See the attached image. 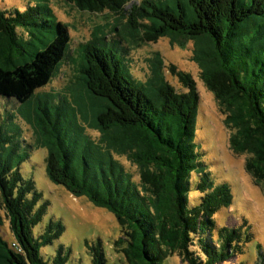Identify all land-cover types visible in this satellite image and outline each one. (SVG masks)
Here are the masks:
<instances>
[{
	"label": "trees",
	"instance_id": "obj_1",
	"mask_svg": "<svg viewBox=\"0 0 264 264\" xmlns=\"http://www.w3.org/2000/svg\"><path fill=\"white\" fill-rule=\"evenodd\" d=\"M67 1L82 10L124 14L133 0ZM147 3L133 5L130 35L143 27L142 41L177 35L206 44L195 53L202 78L235 128L232 149L248 154L246 170L264 190V0ZM137 8L145 19L140 26ZM17 13L10 16L0 7V37L10 45L19 44V22L27 23L25 14ZM52 24L54 34L21 64L9 66L15 59L11 48L0 53V96L30 103L36 90L55 76L71 36L61 21ZM79 53L85 105L92 107L86 119L103 135L93 140L66 99L55 102L51 95L40 96L49 177L116 214L122 234L115 247L124 253V264H164L175 254L188 264H219L243 253L244 242L252 239L250 225L245 232L224 226L217 230L219 241H213L215 217L232 204L234 194L228 183L213 180L199 157L195 135L200 93L193 75L171 65L184 91L166 80L159 66L146 81L140 80L128 69L122 41L106 35L82 43ZM14 137L0 124V230L7 221L13 237L0 231V264H67L70 249L63 244L51 261L42 255V247L54 244L66 227L52 219L36 234L50 203L42 202L35 180L23 175L20 166L28 154L14 156ZM133 151L141 165L139 181L114 155ZM193 183L202 196L192 205ZM87 245L93 264H107L101 240Z\"/></svg>",
	"mask_w": 264,
	"mask_h": 264
},
{
	"label": "rangeland",
	"instance_id": "obj_2",
	"mask_svg": "<svg viewBox=\"0 0 264 264\" xmlns=\"http://www.w3.org/2000/svg\"><path fill=\"white\" fill-rule=\"evenodd\" d=\"M146 1L150 0H133L126 6L124 14H117L109 10L97 12L82 10L67 0H0V7L10 16H17L19 10L25 14L27 22L23 23V20L19 22L17 28L19 44L10 45L4 37H0V53L11 48L15 55L14 64L9 66L15 67L26 61L38 45L54 34L53 21L65 24L71 36L67 55L57 73L47 85L36 90L30 103L24 104L15 98L0 96V124L4 125L5 131L15 136L13 146L18 150L14 156L17 157L19 153L28 154L20 166L22 173L25 177L35 180L37 188L43 193L42 202L50 203L43 221L35 229L36 234H39L52 219L60 220L66 227L65 232L54 244L42 247V255L47 261H51L57 248L63 244L70 249L67 264H93V256L87 241L94 243L101 240L107 264L125 263L124 253L115 247V241L122 234L116 214L96 205L87 195H75L64 184L57 183L49 177L46 162L49 148L43 142L46 129L40 121L38 110L40 101L42 108L45 109L43 97L39 98L40 96L51 95L55 102L66 99V103L74 107L77 122L85 127L93 140H101L103 130L99 127L92 128L86 119L92 107L85 105L87 104L85 86L81 80L77 60L82 43L106 35V39L122 41L128 69L140 80L146 81L153 69L159 66L165 79L176 89L184 91L185 87L171 65L175 64L178 70L193 75L200 93L195 135L199 157L211 170L213 180L216 183H228L234 194L232 204L222 208L220 214L215 217L213 241L215 243L219 241L217 230L224 226L239 227L245 232V226L250 225L252 232V239L243 244V253L234 254L219 264H264V257L261 254L264 252L263 186L257 184L246 170L245 161L248 154L236 153L231 147L230 136L235 128L227 123L228 113L222 110L215 94L205 84L202 66L195 56L196 49L202 44L195 38L177 35L162 36L156 41H142L140 36L145 30L143 27L132 37L129 22L132 16L131 9L133 5L138 7L148 5L145 4ZM138 10L137 8L135 16L139 19L140 26L145 23V19L138 14ZM38 137L41 138L40 142ZM135 153L137 152L133 151L130 155H120L114 152V155L131 173L133 179L139 181L141 165L134 157ZM192 185L193 190L189 198L193 205L200 201L202 192L195 183ZM0 231L12 240L7 221ZM164 264L188 263L175 254Z\"/></svg>",
	"mask_w": 264,
	"mask_h": 264
}]
</instances>
